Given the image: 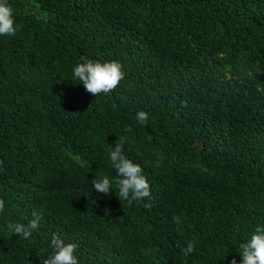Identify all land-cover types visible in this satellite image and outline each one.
Returning a JSON list of instances; mask_svg holds the SVG:
<instances>
[{
    "label": "trees",
    "instance_id": "1",
    "mask_svg": "<svg viewBox=\"0 0 264 264\" xmlns=\"http://www.w3.org/2000/svg\"><path fill=\"white\" fill-rule=\"evenodd\" d=\"M8 3L18 30L0 36V264H43L53 234L77 245L79 264H241L239 245L264 227V0ZM82 57L116 61L124 78L95 97L72 77ZM119 137L150 200L92 187L115 179ZM33 212L28 239L9 229Z\"/></svg>",
    "mask_w": 264,
    "mask_h": 264
},
{
    "label": "clouds",
    "instance_id": "2",
    "mask_svg": "<svg viewBox=\"0 0 264 264\" xmlns=\"http://www.w3.org/2000/svg\"><path fill=\"white\" fill-rule=\"evenodd\" d=\"M18 26L15 24L14 11L8 0H0V36H15ZM82 62L78 63L72 69L73 80L79 81L85 91L95 97L100 94L107 95L114 91L124 78V72L121 65L116 61L104 62L93 61L85 57L81 58ZM136 119L140 124H146L148 121V113L138 111ZM126 142L125 137H119L113 148L109 150V158L112 168L115 170V179L110 180L108 176L94 177L92 187L98 193L107 195L113 190V184L118 191V199L126 200L129 205L133 202H141L151 199L150 184L143 174V168L140 164L129 159L123 150ZM157 166L160 161L157 160ZM145 208L150 209V203H144ZM5 208V202L0 199V212ZM41 216L36 212L32 213V219L26 224L15 223L9 224V229L24 239H28L32 232L39 227ZM179 223V217L173 218ZM51 247L53 253L43 264H79L75 255L77 245L75 243H65L57 235L53 234L51 238ZM195 242H188L186 247L182 249L184 255H188L194 251ZM242 249L241 264H264V227L257 226L251 238L239 245ZM231 264H237L235 258Z\"/></svg>",
    "mask_w": 264,
    "mask_h": 264
}]
</instances>
